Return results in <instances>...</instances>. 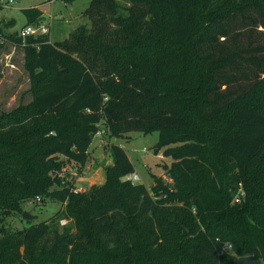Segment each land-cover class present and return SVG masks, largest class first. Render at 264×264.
Segmentation results:
<instances>
[{
	"label": "trees",
	"instance_id": "obj_1",
	"mask_svg": "<svg viewBox=\"0 0 264 264\" xmlns=\"http://www.w3.org/2000/svg\"><path fill=\"white\" fill-rule=\"evenodd\" d=\"M24 12L41 22L39 7ZM84 14L91 26L60 41L0 19L33 93L0 114V264H264V0H91ZM101 127L158 130L171 180H124L134 164L114 143L106 180L76 190L56 172L85 166ZM36 197L64 208L9 228Z\"/></svg>",
	"mask_w": 264,
	"mask_h": 264
},
{
	"label": "rangeland",
	"instance_id": "obj_2",
	"mask_svg": "<svg viewBox=\"0 0 264 264\" xmlns=\"http://www.w3.org/2000/svg\"><path fill=\"white\" fill-rule=\"evenodd\" d=\"M0 0L3 8L0 11L1 26L7 33H20L27 24L25 8L39 7L43 10L41 21L49 26V35L52 41H60L69 37L70 33L80 25L91 26V20L84 14L91 0H75L72 4L64 0ZM242 37V36H241ZM253 38L264 41V27L259 26L253 32ZM246 42V38L244 39ZM244 86V77L235 83ZM32 83L30 73L25 67V51L21 45L7 41L0 48V114L10 112L21 104H27L33 99ZM159 139V131L150 133L133 130L120 136H101L96 134L89 148V160L85 166H78L68 161L65 167L56 173L62 176L77 190H88L93 185L101 184L106 175V166L111 157L109 145L119 144L125 148L131 158L135 170L141 176L137 183H143L148 188L154 184L153 175L165 176L170 181L169 175L164 169V164H171L172 157L164 156L162 152L158 155L154 151V145ZM159 153V154H160ZM63 157V156H62ZM64 158V157H63ZM55 175V173H53ZM58 187L57 185L53 188ZM23 212L28 211L33 215L27 219L23 213H13L7 217L6 225L11 229L22 228L32 220L34 223L52 217L64 204L51 199L43 200L38 197L24 201ZM62 220L57 227L63 230L64 225L69 224ZM225 248L231 250L230 243Z\"/></svg>",
	"mask_w": 264,
	"mask_h": 264
},
{
	"label": "built area",
	"instance_id": "obj_3",
	"mask_svg": "<svg viewBox=\"0 0 264 264\" xmlns=\"http://www.w3.org/2000/svg\"><path fill=\"white\" fill-rule=\"evenodd\" d=\"M8 2L13 3L14 0H9ZM48 33H49V26L41 21L37 24L25 25L21 29L19 35L22 36L23 38H26L28 35H40V34H48ZM97 134L104 136L106 134V130L103 127H101L99 129V131L97 132ZM123 179L124 180H130L132 182H137L138 180L141 179V176H140L138 171H133V172L125 175ZM81 191H83V190L81 189ZM239 196L236 197L237 201L240 200ZM38 199H40V197H38ZM66 221H67L66 219L62 220L63 223Z\"/></svg>",
	"mask_w": 264,
	"mask_h": 264
},
{
	"label": "water",
	"instance_id": "obj_4",
	"mask_svg": "<svg viewBox=\"0 0 264 264\" xmlns=\"http://www.w3.org/2000/svg\"><path fill=\"white\" fill-rule=\"evenodd\" d=\"M23 215L27 219H32V217H33V215L30 214L28 211H24ZM236 263H238V264H255L254 256L253 255L240 256L236 259Z\"/></svg>",
	"mask_w": 264,
	"mask_h": 264
},
{
	"label": "crops",
	"instance_id": "obj_5",
	"mask_svg": "<svg viewBox=\"0 0 264 264\" xmlns=\"http://www.w3.org/2000/svg\"><path fill=\"white\" fill-rule=\"evenodd\" d=\"M41 9V8H40ZM43 11V10H42ZM42 19V18H41ZM158 155H161V153L160 154H158ZM131 159V158H130ZM112 162V156L109 158V160H108V163L107 164H110ZM135 171H137V170H135ZM161 175V174H160ZM106 180V175H105V177H104V181ZM104 181H102V183L104 182Z\"/></svg>",
	"mask_w": 264,
	"mask_h": 264
}]
</instances>
